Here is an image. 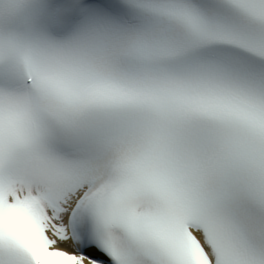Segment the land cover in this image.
<instances>
[{
    "label": "snow or ice",
    "instance_id": "1",
    "mask_svg": "<svg viewBox=\"0 0 264 264\" xmlns=\"http://www.w3.org/2000/svg\"><path fill=\"white\" fill-rule=\"evenodd\" d=\"M0 264H264V0H0Z\"/></svg>",
    "mask_w": 264,
    "mask_h": 264
}]
</instances>
